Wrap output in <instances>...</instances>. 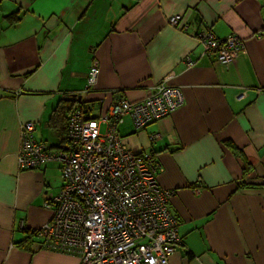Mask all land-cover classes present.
I'll return each mask as SVG.
<instances>
[{"label":"crops","instance_id":"crops-1","mask_svg":"<svg viewBox=\"0 0 264 264\" xmlns=\"http://www.w3.org/2000/svg\"><path fill=\"white\" fill-rule=\"evenodd\" d=\"M175 14L186 29L168 23ZM204 32L236 35L245 54L217 63L202 54ZM161 81L180 89L183 104L143 129L125 117L118 134L154 154L156 184L172 192L181 242L168 263L264 264V0H0V264H79L14 246L23 228L50 220L46 204L62 186L55 162L18 169L20 125L33 122L34 138L56 149L65 124L50 116L61 99L98 117L120 99L144 100Z\"/></svg>","mask_w":264,"mask_h":264},{"label":"built area","instance_id":"built-area-1","mask_svg":"<svg viewBox=\"0 0 264 264\" xmlns=\"http://www.w3.org/2000/svg\"><path fill=\"white\" fill-rule=\"evenodd\" d=\"M168 23L186 29L180 15ZM196 37L202 54L214 55L221 65L245 54L236 35L220 40L204 32ZM97 74L98 64L93 62L87 89L94 86ZM182 104L181 91L161 81L143 101L120 99L95 118L74 109L67 118L64 149H49L36 140L33 122L20 125L18 169H36L49 162L60 166L62 186L46 204L51 218L37 230L44 248L75 255L79 264H169L181 242L178 220L168 210L172 192L156 184L155 174L161 168L154 154L131 150L118 126L129 117L136 130L146 128ZM158 138V133L149 135L150 141ZM201 185L200 180L194 193Z\"/></svg>","mask_w":264,"mask_h":264},{"label":"trees","instance_id":"trees-1","mask_svg":"<svg viewBox=\"0 0 264 264\" xmlns=\"http://www.w3.org/2000/svg\"><path fill=\"white\" fill-rule=\"evenodd\" d=\"M16 15H17V11L5 16V18L7 19L8 22H10V24H13L16 21ZM262 89L264 90V88H262ZM76 101L77 100H75L74 98L68 99V100L67 99H61L60 104L56 107V109L53 110V112L50 116V120H51L52 124H55L57 119L63 121L65 124L64 128L62 129V135H63V139H62V143H61L62 145L58 146L56 149H59V148L64 149L65 146H67L66 135H65L66 134V120H67L68 115L74 109L82 110L87 118H93V115H91V113H90V111H91L90 105L80 101V102H78V104L76 106ZM48 148L51 149L49 146H48ZM22 233L24 234V238L21 241L15 242L14 243L15 247H17L18 249H21V250L28 251L31 254L35 252L34 247L37 245L38 246L40 245L41 248H44L42 246V241L39 240L37 230H30L27 228H23Z\"/></svg>","mask_w":264,"mask_h":264},{"label":"rangeland","instance_id":"rangeland-1","mask_svg":"<svg viewBox=\"0 0 264 264\" xmlns=\"http://www.w3.org/2000/svg\"><path fill=\"white\" fill-rule=\"evenodd\" d=\"M175 15H180V14H175ZM175 15H173V16H175ZM173 16H171V17H173ZM180 16H181V15H180ZM181 17H182V16H181ZM182 21H183V18H182ZM97 75H98V74H97ZM96 79H97V78H96ZM173 87H174V86H173ZM176 88H177V87H176ZM178 89H179V88H178ZM179 90H180V89H179ZM181 94H182V93H181ZM129 101H130V100H129ZM142 101H143V100H142ZM131 102H132V101H131ZM68 116H69V115H68ZM67 118H68V117H67ZM93 118H95V117H93ZM66 122H67V120H66ZM19 147H20V145H19ZM157 163H158V162H157ZM158 165H159V163H158ZM159 166H160V165H159ZM200 180H201V179H198L197 182L200 181ZM201 181H202V180H201ZM197 182H196V183H197ZM202 184H203V182H202ZM201 186H202V185H201Z\"/></svg>","mask_w":264,"mask_h":264}]
</instances>
